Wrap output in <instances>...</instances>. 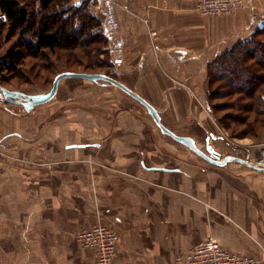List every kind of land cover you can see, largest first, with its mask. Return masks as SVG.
I'll list each match as a JSON object with an SVG mask.
<instances>
[{"label": "crops", "instance_id": "obj_1", "mask_svg": "<svg viewBox=\"0 0 264 264\" xmlns=\"http://www.w3.org/2000/svg\"><path fill=\"white\" fill-rule=\"evenodd\" d=\"M245 1L232 15L204 16L196 0H100L115 79L196 143V124L182 120L193 107L199 127L210 116L190 93L205 102L208 64L264 20V0ZM68 80L85 85L75 110L91 108L79 123L97 140L65 149L83 151H61L59 132L45 128L43 107L58 105L61 83L51 101L28 111L0 102V264H95L75 234L98 223L118 235L111 264H174L208 237L264 264L263 172L190 165L189 151L157 147L151 117L130 114L129 106H143L120 89Z\"/></svg>", "mask_w": 264, "mask_h": 264}, {"label": "rangeland", "instance_id": "obj_2", "mask_svg": "<svg viewBox=\"0 0 264 264\" xmlns=\"http://www.w3.org/2000/svg\"><path fill=\"white\" fill-rule=\"evenodd\" d=\"M80 1H84V0H80ZM98 2H100V0H86L85 5L87 3V7L90 9L89 11L94 12L96 18H98V20L101 22V12H100V6ZM73 3H75V0H73L72 3H69L68 6H70V4H73ZM99 32H100V28H99ZM86 33L89 34V31L87 32L84 31L81 36H78L79 41L85 38L84 34ZM101 33L103 34L102 30H101ZM250 35L251 34H249L245 38H240L236 42L241 41V40L246 41L247 39H250ZM103 36L106 38L104 34ZM15 40H16V37L9 36L7 26H3L0 22V58H3V56L9 49H15V44H14ZM76 45H77L76 46L77 48L73 50V52L75 53V55L80 56L82 58V61L80 62V64L76 63V61L71 56V54L70 56L60 58L59 57L60 53L57 51H55V53L52 55L49 54L48 58H39V57L31 58L30 56H28V54H26L25 49L22 46H19L24 56L23 58H19L22 63L19 66L21 69V72L19 70H16L12 72L11 74L3 73V77H0V86L8 90H19V91H23L26 93L27 92L28 93H33V92L44 93V92H47L51 88L53 76L57 72L83 71V68L85 67V65L93 64L94 62L92 61H96V60L101 61L102 58L107 59L109 67L105 68L104 70L98 71V72L104 73V74L109 73L112 76V78H116L115 68H114L113 61L111 60L110 48H109L107 38H106L105 45H103V43H98V44H93L89 46V49H92L93 47H98L96 54L94 51L84 52L83 51L84 48L78 47V45L80 47L83 46V43L81 42L80 43L78 42ZM251 46H247V47H251ZM228 49L229 48H227L226 50H223L222 52H220V54L225 53ZM102 50L104 51L103 52L104 55L102 54ZM68 53L70 52L68 51ZM84 53H86L87 55L85 54L86 55L85 56ZM256 54H261L262 58L264 59V54L262 53V51L257 52ZM229 68L234 69V71L236 69L239 70L236 64H232ZM220 77L218 78L220 79ZM234 78L237 79L236 77H233L231 75H224V78L220 79L217 84L213 83L212 85L208 83V78H207V86H206V90L204 93L205 102L203 101V103H200L199 101H197L196 99L197 97L195 98V96H193V93L192 94L190 93L191 97L193 98V101L199 107H202V109L204 108L203 110L206 109V112L209 114L210 116L209 119L206 116L207 118L206 120L208 121V127H204V128L199 127L200 125L195 119L196 107H193L192 109H190L189 113L184 117L182 121H190L193 124H196L192 127L198 129L200 133L198 134L192 133L191 135L195 137V140L197 141L196 145L200 150L206 152V149H205L206 139L209 138V144L210 145L212 144L214 150L219 154V158L230 155V156L238 157L243 160H247L248 162L254 165L264 167V165H262L264 164V152L262 151V149L264 148V127L261 128V126L258 127L257 125V128L254 130V131H258L259 133H261L259 134V137L257 139H253L250 137H245V138L241 137V135L250 131L248 125L250 124V121L252 120L251 117H254V114L247 112V111L245 112L246 109L236 110V108L238 107H243V106L250 107L252 103H254L255 101L253 99H250L249 96L253 94V96L256 97L257 95L251 92L252 90H251V87H249L248 83H243V81L241 80L239 81L235 80L234 82L232 80ZM243 80L247 81L246 79H243ZM78 82L80 81L79 80H70V81L62 80L60 82L61 83L59 87L60 90L56 97V101H58V105L56 106L59 109V112L61 113L60 121H58V119H53L52 117V115L55 113L54 112L55 109H57L54 102H50L48 106L43 107L45 110L44 115L46 119L45 120L46 131L47 130L55 131L57 134L59 132L61 151H83L80 149L78 150L77 149L76 150L65 149V145L72 146L69 144L71 142H76V143L84 142L86 144H91L93 140H97V138L90 139L88 137H85L86 135L91 136L90 135L91 132L95 134L93 130L94 128L91 129L90 124L87 125V124L79 123L82 120L86 121L84 117L86 114L85 111L86 109H88L89 111L91 108H85L83 104L82 105L78 104L80 109L77 108L76 109L77 111L75 110V105H74L75 99L76 98L82 99L84 97L83 89L85 85L80 86L79 88H77L76 86L73 87ZM82 82L87 84L86 81H82ZM210 86H212V91L214 94H212L211 99L209 100L208 90ZM235 86L237 88L236 90H238L239 88H241V90H244L243 94L233 92V91H236ZM76 88L78 90L82 89V94L77 93L74 95V90L76 91ZM263 89H264V85L261 87V91ZM85 94L86 92L84 93V95ZM222 95H223V98L221 97ZM262 98L264 100V95ZM239 99H242V100L238 101ZM0 102L6 103L4 98L1 95V92H0ZM257 104L258 105L253 104L254 107H258L257 108L258 111L260 113H263L264 112L263 102L261 103L259 101L257 102ZM129 108L130 110H132V111L129 110V113L133 114L136 118L138 116L133 111L139 112V116L142 120H143L142 117L148 118L147 117L148 114L146 110L144 109V107L141 109H137L134 106H131V107L129 106ZM92 112H94L93 109H92ZM119 112L123 114L124 116L127 115L126 111L123 112V110H118L117 113ZM162 112L164 114L163 116L165 120L171 124L172 128L176 129L179 127L180 123L171 122L170 119L167 117L166 115L167 110H163ZM70 116H73V117L69 118ZM53 121L55 122V126H53L54 125ZM105 124L106 126H109L107 125L108 123H105ZM156 129L158 131V132L157 131L155 132L156 133L155 143L157 147H160V148L164 147L168 151H189V157H188L189 162L188 163L190 165L204 164L208 167H213L214 169H218L217 168L218 166L214 167V165H211L208 162L204 161L202 158L198 157L196 154H194L192 151L187 149L185 146L175 142L173 139H171L170 137L166 135L165 136L162 135L157 126H156ZM213 134L216 137L215 139L211 138V135ZM75 136L77 138H75ZM73 145L77 146L78 144H73ZM92 149H95V148H92ZM259 162H263V163L260 164ZM222 170H225L226 173L230 172L234 174H240L242 171H252L249 168L239 163L233 162V161L228 162L226 166L222 167ZM258 260L260 261V264H261V259L258 258Z\"/></svg>", "mask_w": 264, "mask_h": 264}, {"label": "trees", "instance_id": "obj_3", "mask_svg": "<svg viewBox=\"0 0 264 264\" xmlns=\"http://www.w3.org/2000/svg\"><path fill=\"white\" fill-rule=\"evenodd\" d=\"M72 1L0 0V14L4 15V19L0 17V22L3 26H7L10 37H16L14 41L15 49H9L3 58H0V77H3V73L11 74L16 70L21 72L19 66L22 63L19 58H23L24 56L19 46H22L26 54L31 58H48L49 54L52 55L57 51L60 53V58L70 56L71 54L76 63L80 64L82 58L73 52L77 48L76 44L78 42L83 43L82 47L79 45L78 47L84 48V52L94 51L95 54L98 47L89 49V46L98 43L105 45L106 38L101 33V22L96 18L94 12L89 11L90 9L87 7V3L85 5L86 0H75V3L68 6ZM84 31H89V34H84L85 38L79 41L78 36H81ZM246 45L252 46L247 47ZM260 51L264 54V27L257 28L252 32L250 39L236 42L225 53L217 56L207 67V78L210 85L213 83L217 84L220 79L224 78V75H231L237 78L232 79L234 82L235 80H241L243 83H248L249 87H251V92L257 95L254 97L253 94L250 96L248 94L249 98L255 101L250 107L243 106L236 108V110L246 109L245 112L254 114V117H251L252 120L248 125L250 131L241 135L244 138L250 137L257 139L261 133L254 130L257 128V125L258 127L261 126V128L264 127V112L260 113L257 109L258 107H254V105H258L257 102L259 101L261 103L263 102L264 105L262 98L264 89L261 91V87L264 85V59L261 54H256ZM103 52L102 50V54L104 55ZM92 62L94 63L85 65L83 71L79 72L100 73L98 71L109 67L106 58H102L101 61L96 60ZM232 64H236L239 70L236 69L234 71V69H230L229 67ZM61 72L64 71L57 72L53 78ZM105 74L112 77L109 73ZM208 92L210 100L212 94H214L212 86L209 87ZM233 92L243 94L244 90L239 88ZM221 97L223 98V95ZM240 100L242 99L238 101Z\"/></svg>", "mask_w": 264, "mask_h": 264}, {"label": "built area", "instance_id": "obj_4", "mask_svg": "<svg viewBox=\"0 0 264 264\" xmlns=\"http://www.w3.org/2000/svg\"><path fill=\"white\" fill-rule=\"evenodd\" d=\"M246 5L245 0H196L195 10L204 16L232 15ZM4 19V15H0ZM75 241L82 249L95 252V264H111L116 255L118 235L104 224L75 234ZM174 264H260L254 257L223 249L213 238H206L175 258Z\"/></svg>", "mask_w": 264, "mask_h": 264}, {"label": "water", "instance_id": "obj_5", "mask_svg": "<svg viewBox=\"0 0 264 264\" xmlns=\"http://www.w3.org/2000/svg\"><path fill=\"white\" fill-rule=\"evenodd\" d=\"M263 27H264V20L263 21L261 20L257 24V28H263ZM66 79H80V80H86V81L93 82V83L103 82L105 84H109V85H112L113 87L120 89L122 92L130 96L132 99L137 101L139 104H141L145 108L147 114L151 117L152 121L158 127L159 131L163 135H166L170 137L171 139H173L175 142L185 146L187 149H189L194 154H196L198 157L202 158L204 161L208 162L211 165L223 167L228 162L233 161L251 170L264 173V167L254 165L248 162L247 160H243L238 157L230 156V155L219 158V154L209 144V138L206 139V147H205L206 152H204L197 147L195 141L192 138L187 137V136L176 135L174 132H172L162 123L159 113L149 103H147L143 98H141L135 92L129 90L119 81H117L115 78H112L104 73H85V72L64 71V72L57 74L52 80L51 88L47 92L41 93V94H27L26 92L19 91V90H8L1 86H0V92L5 102L11 103V104H20L24 107L26 111H28L32 109L33 107H36L38 105H42V104H45L51 101L57 93L60 82ZM212 138L215 139L216 137L212 136ZM70 147L73 148V147H82V146L72 145Z\"/></svg>", "mask_w": 264, "mask_h": 264}, {"label": "bare ground", "instance_id": "obj_6", "mask_svg": "<svg viewBox=\"0 0 264 264\" xmlns=\"http://www.w3.org/2000/svg\"><path fill=\"white\" fill-rule=\"evenodd\" d=\"M227 139V138H226ZM229 142V141H228ZM230 143V142H229ZM212 146V145H211ZM262 151L264 152V148L262 149ZM260 164H262L263 162H259ZM262 165H264V164H262Z\"/></svg>", "mask_w": 264, "mask_h": 264}]
</instances>
